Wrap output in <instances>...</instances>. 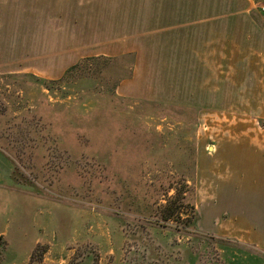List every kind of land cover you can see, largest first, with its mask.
I'll return each instance as SVG.
<instances>
[{"label": "crops", "instance_id": "obj_1", "mask_svg": "<svg viewBox=\"0 0 264 264\" xmlns=\"http://www.w3.org/2000/svg\"><path fill=\"white\" fill-rule=\"evenodd\" d=\"M256 1L0 0L1 75L57 80L85 58L132 56L117 95L196 110L197 219L175 246L172 231L146 230L170 234L157 238L164 247L153 264H192V234L264 255V24ZM12 172L0 153L2 264H140L125 250L136 233L123 221H88L84 202L77 209L68 198L62 208L61 195L30 193ZM216 248L224 264H253L252 253Z\"/></svg>", "mask_w": 264, "mask_h": 264}, {"label": "rangeland", "instance_id": "obj_2", "mask_svg": "<svg viewBox=\"0 0 264 264\" xmlns=\"http://www.w3.org/2000/svg\"><path fill=\"white\" fill-rule=\"evenodd\" d=\"M94 1L131 5L138 0ZM124 12L130 17L129 9ZM131 62V58L99 61L60 84H44L30 74H0V153L11 163L12 178L20 188L27 185L33 194H59L62 208H70L65 203L68 198L74 200L67 201L73 208L84 202L88 221L99 222L105 214L108 220L123 221L126 230L136 233L125 247L126 252H134L128 257L153 264L163 253L158 239L170 234L147 233L148 228L172 231L175 246L181 229L196 222L198 127L196 110L117 95L116 84L127 76ZM173 211L171 220L158 222L162 214ZM190 237L195 238L190 246L192 264L197 259L200 264H224L218 246L252 253L253 264L264 262L258 251L213 243L201 235ZM90 248L98 253L94 246Z\"/></svg>", "mask_w": 264, "mask_h": 264}, {"label": "trees", "instance_id": "obj_3", "mask_svg": "<svg viewBox=\"0 0 264 264\" xmlns=\"http://www.w3.org/2000/svg\"><path fill=\"white\" fill-rule=\"evenodd\" d=\"M122 59L124 60L126 58H122ZM99 61L105 62V63H111V62H115L116 63V62L120 61V59L119 58H108V57H91V58L82 59L75 66L69 68L66 71V73L64 74V76L61 79L57 80V81H48V80H45V79L36 78L34 75H31V76L34 77L37 81L43 82L44 84H60V83H64L66 81L67 77L70 76L71 74L83 70V68L88 67V65L98 64ZM125 77H130V69H129V73ZM124 78H122V79H124ZM122 79H120L117 82L116 86H118L119 82ZM174 214H175L174 211L172 213H169V214H166V215L162 214L161 221H158V222H162V221L163 222H167V221H169V220H171L173 218ZM196 219H197V216H196ZM4 244L5 243H4L3 238L0 237V246L4 245Z\"/></svg>", "mask_w": 264, "mask_h": 264}, {"label": "built area", "instance_id": "obj_4", "mask_svg": "<svg viewBox=\"0 0 264 264\" xmlns=\"http://www.w3.org/2000/svg\"><path fill=\"white\" fill-rule=\"evenodd\" d=\"M253 1L255 2L256 0H253ZM258 9H259V12L261 13L263 21H264V5L263 4H259Z\"/></svg>", "mask_w": 264, "mask_h": 264}, {"label": "bare ground", "instance_id": "obj_5", "mask_svg": "<svg viewBox=\"0 0 264 264\" xmlns=\"http://www.w3.org/2000/svg\"><path fill=\"white\" fill-rule=\"evenodd\" d=\"M169 23V22H168ZM150 26V25H149ZM158 28H159V26H157ZM163 30V29H162ZM161 35V34H160ZM96 39V38H95ZM94 40V39H93ZM161 40V39H160ZM167 40V39H166ZM168 41V40H167ZM178 43V42H177ZM173 45H174V41H173ZM169 46V45H168ZM173 48V47H172ZM178 48V47H177ZM169 49V48H168ZM175 50H177V49H175ZM189 52V51H188ZM176 53V52H175ZM200 65V64H199ZM203 66H201V68H202ZM197 72V71H196ZM199 77V76H198ZM197 78V77H196ZM195 78V79H196ZM197 80V79H196Z\"/></svg>", "mask_w": 264, "mask_h": 264}]
</instances>
